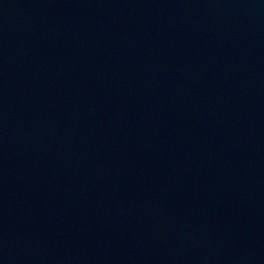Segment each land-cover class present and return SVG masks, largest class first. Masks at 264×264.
Segmentation results:
<instances>
[{
  "label": "water",
  "instance_id": "obj_1",
  "mask_svg": "<svg viewBox=\"0 0 264 264\" xmlns=\"http://www.w3.org/2000/svg\"><path fill=\"white\" fill-rule=\"evenodd\" d=\"M0 264H264V0H0Z\"/></svg>",
  "mask_w": 264,
  "mask_h": 264
}]
</instances>
